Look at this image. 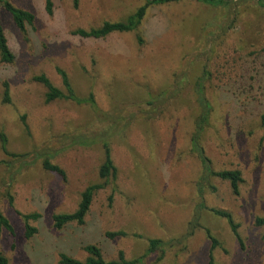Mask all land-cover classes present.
<instances>
[{
	"label": "rangeland",
	"instance_id": "374dc122",
	"mask_svg": "<svg viewBox=\"0 0 264 264\" xmlns=\"http://www.w3.org/2000/svg\"><path fill=\"white\" fill-rule=\"evenodd\" d=\"M52 1L49 15L45 0H10L35 15L26 34L0 10L15 55L12 64L0 60V129L8 151L23 156L8 158L0 147V160L10 161L0 168V210L14 229H0V252L9 264H60L61 254L84 261L88 245L99 246L107 260L120 251L135 259L149 239L171 247L161 261L152 255L144 264H264L263 230L255 224L264 218V10L255 0L217 8L195 1L159 5L149 9L138 33L96 40L75 31L119 22L143 0ZM58 69L79 98L94 95V108L46 103L47 90L34 78L45 75L64 90ZM204 72L213 113L203 146L216 171L242 173L238 195L217 178L210 181L215 191L207 188L203 197L198 191L201 165L190 138L199 114L195 83ZM167 90L178 94L149 118L148 101ZM103 135L110 139L116 178L96 192L83 225L56 229L53 216L75 212L85 189L101 183L102 144L73 141ZM47 150L64 177L43 169L37 155ZM201 202L233 215L243 246L209 210L202 211V228L184 239ZM35 213L40 218L30 224L38 232L28 239L22 215ZM121 231L127 236L106 237Z\"/></svg>",
	"mask_w": 264,
	"mask_h": 264
},
{
	"label": "trees",
	"instance_id": "16d2710c",
	"mask_svg": "<svg viewBox=\"0 0 264 264\" xmlns=\"http://www.w3.org/2000/svg\"><path fill=\"white\" fill-rule=\"evenodd\" d=\"M183 1H195L204 5H208L211 7H229L233 3V0H143L142 6H140L134 13L127 16L125 19L119 22H105L101 27L92 28L89 31L78 29L75 31V34L86 39H105L108 36L116 33H138L140 27L142 26L148 11L150 8L159 5H170L177 4ZM257 4L264 10V0H255ZM78 0H75V4L77 5ZM53 1L45 0V8L49 15L53 13ZM1 7L10 15L12 21L15 26L20 30L22 34H26L27 27L33 26L35 22V15L29 11L20 9L15 7L10 0H0V10ZM140 43H142L141 36L138 37ZM0 60L5 64H12L15 61V55L11 51L8 43V39L6 37L1 13H0ZM60 76L62 77L64 90H61L55 87L51 81L45 76L40 75L34 78V80L40 84H42L47 92L45 95L46 103H52L57 100L71 101L77 105L89 104L91 107H95V98L93 94L88 96V99H81L77 96L75 90L73 89L69 77L67 73L58 69L57 70ZM206 76L205 72L201 77L198 78L195 83V95L196 101L199 108V114L194 123V130L190 138V150L192 154L196 157L201 165V176L198 182V191L201 197H203L207 188L215 191V187L211 185L210 181L213 178L220 179L222 181L229 182L232 192L234 195L239 194L240 185L243 182L242 173L239 170H222L216 171L212 166V161L206 154V150L203 146V139L207 129L210 127L213 106L210 101L206 97V90L204 87V77ZM175 92L172 91H163L158 96L157 100H150L147 103V116L151 118L149 115L151 112L153 114L158 113L159 109L163 106L165 101L172 100ZM10 102L9 89L6 87L4 92V103ZM154 102V103H153ZM25 128L28 129V126L25 122V117H23ZM261 123L264 126V115L261 118ZM109 133V132H108ZM108 133L105 132L107 135ZM103 136H92L90 138H78L75 137L73 144L83 145L85 142L89 141H98V143L102 144V148L104 151V160L99 169V178L101 183L91 185L85 189V191L81 195V200L78 205V208L75 212L71 214H58L53 216L54 227L56 229H63L64 227L70 224H78L83 225L85 223V219L89 214L90 208L92 206V202L94 200V196L96 192L105 189L109 182L115 180L117 175V168L112 159L110 139ZM93 138V139H92ZM87 144V143H86ZM90 144V143H89ZM0 147L3 154L8 158L13 159H22L23 156L16 155L10 153L8 151V137L5 132L0 129ZM55 154L51 151L47 150L41 154L37 155V158H42V167L44 170L56 173L62 177L65 176L64 171L52 162ZM10 161L0 160V168L1 167H9ZM12 198L10 197V203L12 204ZM209 210L214 216H217L221 219H224L229 225L232 234L234 235L237 242L243 246V239L239 232V225L233 218V215L230 212L224 210L217 209H208L204 202H201L192 220L189 223L187 233L184 239H188L194 235L196 230L202 228L201 217L202 211ZM40 218L38 213L30 214V215H22V219L25 224V234L26 238H32L38 230L31 226L30 221H36ZM255 224L257 227L263 230V239H264V218L258 217L256 218ZM0 229L6 230L9 233H14V229L10 223V221L3 215L0 210ZM206 235L208 239L212 243V247L216 248L219 244L217 239L212 235L209 229H206ZM127 234L123 231L116 233H107L106 237L110 239H115L117 237H125ZM136 237H140L136 235ZM147 249L144 255L135 258L128 259L124 252L120 251L117 255V258L112 260H107L103 254L102 249L96 245H88L84 248V251L87 254V258L84 261L78 260L76 258L70 257L66 254L60 255V264H144L146 258L152 255H159L158 261H161L164 257L168 249L171 247V242H166L161 239H149L147 241ZM0 264H9L8 259L0 252ZM212 264V261H211Z\"/></svg>",
	"mask_w": 264,
	"mask_h": 264
}]
</instances>
